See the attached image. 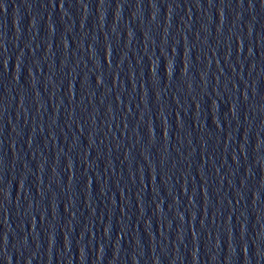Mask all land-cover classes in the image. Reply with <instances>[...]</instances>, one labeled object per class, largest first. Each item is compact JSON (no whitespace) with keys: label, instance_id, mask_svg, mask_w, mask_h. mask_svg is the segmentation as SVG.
Wrapping results in <instances>:
<instances>
[{"label":"water","instance_id":"95a60500","mask_svg":"<svg viewBox=\"0 0 264 264\" xmlns=\"http://www.w3.org/2000/svg\"><path fill=\"white\" fill-rule=\"evenodd\" d=\"M0 264H257L184 0H0Z\"/></svg>","mask_w":264,"mask_h":264}]
</instances>
